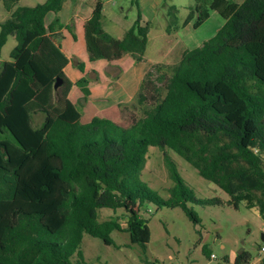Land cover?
<instances>
[{
	"label": "trees",
	"instance_id": "1",
	"mask_svg": "<svg viewBox=\"0 0 264 264\" xmlns=\"http://www.w3.org/2000/svg\"><path fill=\"white\" fill-rule=\"evenodd\" d=\"M65 1L3 0L9 17L0 23V55L10 35L17 45L0 69V130L11 134L0 139V264H72L75 255L85 263V233L111 245L114 230L128 231L132 243L146 246L151 229L140 212L145 202L181 207L199 223L189 201H222L197 199L167 148L227 192L229 204L238 208L244 201L264 220V0H194L181 24L178 8L169 6L168 32L194 18L197 28L212 10L225 22L178 62L147 71L137 95L145 114L128 126L100 116L83 122L71 101L69 60L55 32ZM104 2L96 0L85 22L89 59L129 54L141 62L152 22L139 11L118 38L103 27ZM79 67L85 70L83 63ZM58 78L62 84L55 88ZM87 82L78 81L81 103L90 94ZM150 146L164 150L175 182L168 199L141 179ZM103 208L122 209L127 225L118 217L101 220ZM204 251L211 255L207 246ZM245 262L246 251L236 259Z\"/></svg>",
	"mask_w": 264,
	"mask_h": 264
},
{
	"label": "rangeland",
	"instance_id": "2",
	"mask_svg": "<svg viewBox=\"0 0 264 264\" xmlns=\"http://www.w3.org/2000/svg\"><path fill=\"white\" fill-rule=\"evenodd\" d=\"M45 1L24 0L32 5ZM146 1L147 8L151 9L152 3L156 6L155 10L151 9L155 11V14L151 18L154 32L150 45L153 44V38L160 33L161 29L169 27L171 18L169 6L175 5L178 8L177 16L181 24L189 13V7L194 3V0ZM243 1L238 0V2ZM104 7L107 9V19H105L107 24H110L109 20L119 16L121 22L132 26L139 11L144 12L143 14L148 13L140 8V0H105ZM7 17L9 12L3 0H0V23ZM54 17V13L48 14V20ZM171 30L175 31L176 28L172 26ZM16 45L15 36L10 35L2 48L0 69L11 61L10 55ZM90 76L93 75L90 74ZM137 95L138 92L128 102L120 103V112L111 113L117 116L118 123L128 126L134 119L145 114L146 105L138 102ZM41 120L42 117H37L36 122L39 123ZM4 138H11V134L0 130V139ZM166 150L175 160L180 174L197 199L219 198L222 203L203 204L189 201L188 206L198 213L201 220L195 223L181 207L172 208L155 202H145L140 212L151 229V238L146 246L132 243L128 231L114 230L111 233L114 243L111 245L106 244L101 238L85 233L81 244L85 263H79L78 256L75 255L72 257V264H235L242 250L250 255L253 264H259L258 256L259 248L263 244L261 234L264 229V220L258 208H250L244 201L235 208L228 203L230 196L227 192L201 176L198 170L177 152L169 148ZM141 179L164 199L170 197L169 189L175 185V182L170 177L165 163L164 150L157 146L149 147ZM111 217H118L124 226L127 225V217L122 209L117 211L110 208L101 209V220ZM205 246L210 253L216 255L215 259H211L212 257L205 253ZM225 257H228L230 261H227Z\"/></svg>",
	"mask_w": 264,
	"mask_h": 264
},
{
	"label": "crops",
	"instance_id": "3",
	"mask_svg": "<svg viewBox=\"0 0 264 264\" xmlns=\"http://www.w3.org/2000/svg\"><path fill=\"white\" fill-rule=\"evenodd\" d=\"M235 2H238V0ZM146 3V0H140V8L148 12L145 14L141 12L142 17L144 21L152 22L151 18L154 16L155 11L151 9L155 10L156 6L152 3V8L149 9ZM19 4L32 5L24 2V0H19ZM95 4L96 0H66L59 12L61 26L55 30V32L60 33L62 50L69 60L65 68L66 76L73 83L69 97L79 109L83 122H89L95 116H100L118 123L117 116L111 115V113L120 112V103L128 102L134 98L147 71L153 65L178 62L184 50L195 48L205 40L213 37L225 22L218 12L212 10L208 19L197 28L193 25L194 18L192 22L180 26L175 31L168 32L167 28L161 29L160 33L153 38V44L150 45L151 36L154 32L152 26L149 31L147 50L141 62H136L134 57L129 54L120 60L100 59L91 61L86 49L85 22L92 15ZM103 10L102 22L104 29L118 38L123 37L125 31L131 26L121 22L119 16H115L112 20H109L110 24H107L105 21L107 19V9L104 7ZM68 26H71L76 38H74L72 31L68 29ZM80 63H83L84 71L80 70ZM90 74L93 76L91 77ZM82 77H86L88 80L86 85L90 89V94L87 100L81 103L83 92L78 81ZM244 251L242 250V253ZM225 259L230 261L228 257H225ZM243 264H253L250 255H248V262Z\"/></svg>",
	"mask_w": 264,
	"mask_h": 264
},
{
	"label": "built area",
	"instance_id": "4",
	"mask_svg": "<svg viewBox=\"0 0 264 264\" xmlns=\"http://www.w3.org/2000/svg\"><path fill=\"white\" fill-rule=\"evenodd\" d=\"M211 257L216 258V255L214 253H212ZM258 260H259V264H263V262H264V242L259 248Z\"/></svg>",
	"mask_w": 264,
	"mask_h": 264
},
{
	"label": "water",
	"instance_id": "5",
	"mask_svg": "<svg viewBox=\"0 0 264 264\" xmlns=\"http://www.w3.org/2000/svg\"><path fill=\"white\" fill-rule=\"evenodd\" d=\"M61 84H62V80H61V78H58L57 82L55 84V88H58ZM261 239L264 242V229H263V232L261 234ZM240 253H242V251Z\"/></svg>",
	"mask_w": 264,
	"mask_h": 264
}]
</instances>
